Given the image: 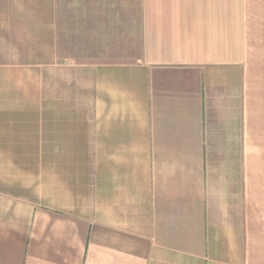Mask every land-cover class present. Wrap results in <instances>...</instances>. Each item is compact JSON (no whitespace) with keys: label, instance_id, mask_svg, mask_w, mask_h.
Here are the masks:
<instances>
[{"label":"crops","instance_id":"1","mask_svg":"<svg viewBox=\"0 0 264 264\" xmlns=\"http://www.w3.org/2000/svg\"><path fill=\"white\" fill-rule=\"evenodd\" d=\"M64 3L0 0V264H264V0H141L83 63Z\"/></svg>","mask_w":264,"mask_h":264},{"label":"rangeland","instance_id":"2","mask_svg":"<svg viewBox=\"0 0 264 264\" xmlns=\"http://www.w3.org/2000/svg\"><path fill=\"white\" fill-rule=\"evenodd\" d=\"M64 4L65 6L62 7L64 16L58 17L59 27L63 25L64 32H67L73 39L72 49L68 50L73 55L72 62L103 61V59L109 58L117 61H130L138 57L141 0H65ZM69 9L74 18H72ZM46 10L48 14H53V8H46ZM107 10H110L112 16L110 28H112V37L114 38L108 52L100 44L98 48L94 49L91 40H88L90 32L96 25L98 32H103L102 25L100 27L99 24H102L106 19ZM37 13L46 14L42 10ZM125 29L128 32L127 47L122 46ZM69 45L71 44L69 43ZM64 54L67 55L65 51ZM107 54H111V56ZM62 77L64 78L63 75Z\"/></svg>","mask_w":264,"mask_h":264}]
</instances>
